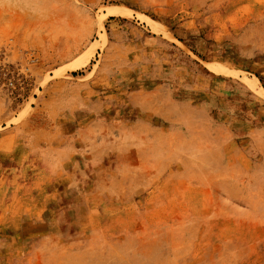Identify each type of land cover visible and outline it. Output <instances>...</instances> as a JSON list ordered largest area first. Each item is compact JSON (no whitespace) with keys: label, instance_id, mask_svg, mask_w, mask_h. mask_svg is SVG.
Instances as JSON below:
<instances>
[{"label":"rangeland","instance_id":"rangeland-1","mask_svg":"<svg viewBox=\"0 0 264 264\" xmlns=\"http://www.w3.org/2000/svg\"><path fill=\"white\" fill-rule=\"evenodd\" d=\"M0 264H264V0H0Z\"/></svg>","mask_w":264,"mask_h":264}]
</instances>
